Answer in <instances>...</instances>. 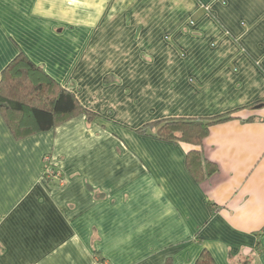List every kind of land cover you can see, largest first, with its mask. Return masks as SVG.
Listing matches in <instances>:
<instances>
[{
	"label": "crops",
	"instance_id": "obj_1",
	"mask_svg": "<svg viewBox=\"0 0 264 264\" xmlns=\"http://www.w3.org/2000/svg\"><path fill=\"white\" fill-rule=\"evenodd\" d=\"M20 51L97 117L16 139L0 113V264H264V0H0V79ZM235 110L201 183L137 132Z\"/></svg>",
	"mask_w": 264,
	"mask_h": 264
},
{
	"label": "trees",
	"instance_id": "obj_2",
	"mask_svg": "<svg viewBox=\"0 0 264 264\" xmlns=\"http://www.w3.org/2000/svg\"><path fill=\"white\" fill-rule=\"evenodd\" d=\"M235 111L207 118L169 117L148 122L137 132L170 142L190 145L186 165L199 183L218 170L207 159L202 145L212 125L235 118ZM0 113L16 139L55 128L84 114L93 121L97 114L84 107L76 96L51 77L43 66L20 51L3 69L0 79ZM49 163L44 165L47 174ZM53 169L55 167L53 166ZM97 262L105 261L96 257ZM245 264L249 260L244 261ZM243 263V264H244ZM194 264H217L207 249H202Z\"/></svg>",
	"mask_w": 264,
	"mask_h": 264
},
{
	"label": "built area",
	"instance_id": "obj_3",
	"mask_svg": "<svg viewBox=\"0 0 264 264\" xmlns=\"http://www.w3.org/2000/svg\"><path fill=\"white\" fill-rule=\"evenodd\" d=\"M46 160H49V158H47ZM49 163V162H48ZM47 174L48 176H53V175H56L57 177H60L62 175L61 171L57 170L56 168L53 169V165L49 163V168L47 170ZM97 258L94 262V264H108V262L105 260V261H100V262H97Z\"/></svg>",
	"mask_w": 264,
	"mask_h": 264
}]
</instances>
